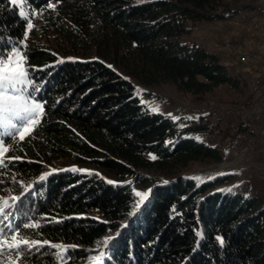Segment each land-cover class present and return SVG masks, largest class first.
<instances>
[{
    "label": "trees",
    "instance_id": "obj_1",
    "mask_svg": "<svg viewBox=\"0 0 264 264\" xmlns=\"http://www.w3.org/2000/svg\"><path fill=\"white\" fill-rule=\"evenodd\" d=\"M23 7L24 15L12 0H0V52H23L44 113L23 140L4 137L9 152L0 165V195L19 192V183L32 184L62 160L141 185L150 180L138 170L166 173L193 162H222L218 147L192 137L206 126L150 112L121 73L144 86L171 83L198 97L222 85L237 89L239 78L216 54L181 37L189 23L264 13V7L233 10L226 0H24ZM38 20L43 25L28 29ZM47 34L64 42L44 45ZM60 43L72 50L54 51ZM229 177L201 184L178 178L157 186L140 208L129 184L59 172L38 182L15 210L9 204L0 229L48 241L19 258L13 254L16 264H85L96 247L93 261L105 256L103 264H264V197L246 191L259 190L255 186L211 192ZM52 245L68 246L60 263ZM4 256L0 264H8V252Z\"/></svg>",
    "mask_w": 264,
    "mask_h": 264
},
{
    "label": "rangeland",
    "instance_id": "obj_2",
    "mask_svg": "<svg viewBox=\"0 0 264 264\" xmlns=\"http://www.w3.org/2000/svg\"><path fill=\"white\" fill-rule=\"evenodd\" d=\"M226 2L233 10L247 6L258 9L264 7V0H226ZM14 4L18 6L20 13L24 15V0H17ZM259 13L263 12L260 11ZM256 14L255 11H249L229 20L212 22L203 21L196 24L189 23L188 27L190 28V32L181 37V42L184 44L196 45L209 53L216 54L219 57L220 62L228 68L231 74L239 78L240 84L237 89L232 88L229 85H222L214 91L198 97L189 93L181 92L171 83H162L151 87L144 86L129 76L121 73V75L134 84L136 95L150 112L160 113L174 120L189 118L190 120L199 121V123L193 124L192 127L198 125L206 126L207 129L201 136L194 134L192 137H195L197 140H201L208 145L218 147L223 156L222 162H193L186 168L182 169L177 167L168 170L166 173H160L154 170H138L139 175H143L150 180L148 183L142 185L135 183L132 178L116 180L105 170L99 169L93 164L77 165L66 160L51 164L48 167V170L44 172L43 176H45V174L48 176L54 172L74 171L84 174L94 173L116 185L129 184L133 193L137 197L138 207L140 208L149 200L157 186L168 185L181 177L193 179L201 184L215 180L217 177L231 176L224 185L218 186L211 192L218 191L226 193L242 186L243 189H251L252 186H255L259 188V190L246 191L260 193L264 197V152L260 150L248 151L245 156L239 158L235 157L236 152L249 148V131L245 128L236 131L235 128L232 127L231 117L220 115L213 109V106L217 105L221 106L223 104H229L237 106L248 103L252 94L261 83V79L257 72L252 68V65L240 64L231 57L230 52L225 48V44L228 42H247L251 40H257L264 48V26H262L260 31H254L255 29L249 23V19ZM41 25H43L42 21L38 20L33 24V27L36 28ZM57 40L64 42L62 37L56 34H47V39L44 40L46 44L44 45L49 47L52 46L53 48L54 43L58 42ZM23 45L25 46V44ZM70 48L71 44L60 43L57 44L54 51H58V49L61 51H64V49L72 50ZM21 53L23 52L21 51ZM58 54H61L63 57H68L65 53ZM89 57H96L95 52ZM24 67L27 68L26 63H24ZM111 67L119 71L116 67ZM34 93L35 91H33L31 81V83L27 85V90L23 93L29 103L32 102L31 97L35 98ZM35 101L39 102L36 99ZM42 116L39 118V122ZM17 123L19 125V122ZM0 131L4 130L0 128ZM3 159H6L5 156ZM30 184L31 183L24 184L21 182L17 188H14L15 190H20L19 192L13 193L10 190L6 196L0 195V203L4 200L13 202L11 198L14 196H20ZM137 192L145 194L143 200L141 196L136 195ZM92 216L97 220L100 219L95 213H92L91 217ZM36 248L37 247H33L31 250L34 251ZM63 248L65 251L54 248L52 252L54 253L53 256L56 257V260H59V263L62 261V258H64L68 246H63ZM100 248L101 247H96L89 251L93 257L88 258V262L93 261V258L96 257L95 255ZM6 252L7 250L4 251L3 255H0V262L1 258L5 257L4 255ZM91 254H89V257Z\"/></svg>",
    "mask_w": 264,
    "mask_h": 264
},
{
    "label": "snow or ice",
    "instance_id": "obj_3",
    "mask_svg": "<svg viewBox=\"0 0 264 264\" xmlns=\"http://www.w3.org/2000/svg\"><path fill=\"white\" fill-rule=\"evenodd\" d=\"M12 2L16 3L17 0H12ZM49 7H55V5L49 4ZM27 27L28 29L33 27L30 21ZM25 60L26 58L17 47L0 52V128L4 130L0 132V165L4 163L3 157L9 152V148L6 146L8 141L4 137L11 138L18 135L19 139L23 140L25 135L30 134L32 129L39 123V118L44 113L41 102H36L35 98L31 97L32 102L29 103L23 95L27 90V85L31 83L29 70L24 67ZM35 90L33 87V91ZM17 122H19V125ZM45 176H41L40 179H45ZM136 195L141 196L143 200L145 194L137 192ZM11 199L15 201L19 197L14 196ZM10 206L8 200H4L3 207H0V214L5 213V209ZM5 219H7V215H5ZM24 226L31 228L38 225L26 224ZM8 227L10 230L12 229L11 225ZM217 239L223 243L220 237H217ZM46 244H48V241L40 242L24 239L20 236L18 230L13 231V234L9 236L4 233L3 229H0V255H3L4 251L7 250L8 264H16L12 260L13 254L19 258L21 251H30L33 247H43ZM52 247L65 251L61 245H52ZM98 259L99 257H97Z\"/></svg>",
    "mask_w": 264,
    "mask_h": 264
},
{
    "label": "built area",
    "instance_id": "obj_4",
    "mask_svg": "<svg viewBox=\"0 0 264 264\" xmlns=\"http://www.w3.org/2000/svg\"><path fill=\"white\" fill-rule=\"evenodd\" d=\"M249 23L255 29L254 31H260L264 26V13L252 16ZM225 48L240 64L252 65L261 83L248 103L237 106L217 105L213 106V109L220 115L231 117L232 127L236 131L243 128L249 131V148L236 152L235 157L245 156L248 151L264 152V48L257 40L228 42Z\"/></svg>",
    "mask_w": 264,
    "mask_h": 264
}]
</instances>
